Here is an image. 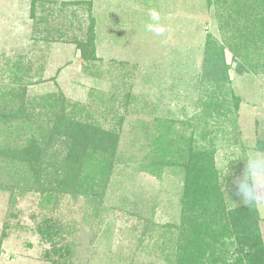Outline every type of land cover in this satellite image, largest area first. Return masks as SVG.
Segmentation results:
<instances>
[{"label":"rangeland","instance_id":"1","mask_svg":"<svg viewBox=\"0 0 264 264\" xmlns=\"http://www.w3.org/2000/svg\"><path fill=\"white\" fill-rule=\"evenodd\" d=\"M245 4L264 16V0ZM224 6L222 0H0V90L12 88L20 106L30 100L41 108L18 119L20 138L5 132L0 139V169L13 158L17 164L0 172V264H171L177 234L163 228L181 219L185 183L176 169L150 175L141 170L151 151L148 135L174 121L177 132L202 140L214 168L222 171L221 193L233 192L224 161L263 151L257 143H264V67L229 72L230 82L214 91L222 116L205 113L214 90L208 74L207 84L198 83L205 46L223 45L229 63L227 45L240 46L245 31L240 16L228 15ZM151 8L161 13L164 36L145 29ZM92 45L96 60L86 64L81 50ZM48 96L88 106L101 132H118L111 169L97 171V195L80 182L51 191L43 183L47 174L34 178L17 169L33 156L30 137L52 119L40 106ZM0 99L1 117L14 121L16 101L8 106ZM233 129L237 144L233 133L225 139ZM243 166L234 162L233 176ZM260 189L254 204L261 249H250L243 239L242 254L237 244L233 249L239 261L250 254L264 264V184Z\"/></svg>","mask_w":264,"mask_h":264},{"label":"trees","instance_id":"2","mask_svg":"<svg viewBox=\"0 0 264 264\" xmlns=\"http://www.w3.org/2000/svg\"><path fill=\"white\" fill-rule=\"evenodd\" d=\"M238 1L222 0L224 7L230 10L227 14L237 13L245 27V31L241 30L240 46L236 43L227 45L232 54L229 63L225 61L223 45L208 41L205 46V56L201 63L204 74L198 83L201 85L209 82L208 84L211 83L214 88L209 93L212 95L211 98L204 103L205 113L210 119L212 113L217 114L218 118L222 116L220 108L214 102V91L217 88L221 90L225 84L230 82L229 72L240 74L245 70L253 72L264 67V16H258L257 12L251 13V6L245 4L246 0H240V3ZM90 35L93 39L94 35ZM80 55L86 64L96 60L93 45L90 50L87 49V52L81 50ZM206 74L209 76L208 82L203 81ZM13 91L12 88L8 91L0 90V96L8 101V106L14 101L18 106L16 111L18 116L14 121L10 120L9 115L1 117L3 111L0 112V139L5 132L9 136L20 138L23 127L18 126L21 125V123L17 124L18 119H25L31 112H35L37 107L40 108L39 104L32 103L30 100L26 101V105L20 106L22 100L19 98V93L15 94ZM127 95L129 94L126 93ZM40 100H42L40 105L43 107L42 111H45L46 115L52 119L48 121L46 129H38L40 133L30 137V154L33 156L27 158L28 161L23 168L17 167V169H26L28 175L33 173L34 178L47 174L43 183L50 186L51 191H54L56 185L61 190L80 182L91 188L97 195L94 189L100 187H98L96 176H101L97 171L111 169L108 167L109 154L113 153L114 158L113 150L117 148L120 140L118 132L113 127V132H101L96 119L92 117L94 110L86 105L76 102L64 103L55 96ZM2 102L0 99V108H3ZM151 107L153 106L146 105L148 109ZM168 122H172L170 126ZM168 122L157 125L158 127L156 126L154 131L148 135L151 151L142 162L141 170L150 175L163 173L166 169H176L182 174V180L185 183L183 187L184 204L181 205L180 210L181 219L173 227L166 225L163 228L168 233L174 229V233L177 234L174 235V247L170 248V263L262 264L250 254L245 255V260L239 261L234 256L233 249L234 244H237L236 249L238 248V253L242 254L240 241L242 239L247 242L250 249L257 251L261 249V232L255 204L245 206L237 200L233 192L221 193L220 188L222 187L217 183L219 179L217 175L222 171L214 168L211 157L206 154L207 144L203 145L202 140L198 143L192 134L185 135L177 132L174 121ZM208 125L209 123L203 129L205 133H207L206 126ZM231 133L234 134V144H237V129L228 133L225 139L230 140ZM204 136L207 137V135ZM257 148L264 151V143L258 142ZM96 152L97 155L94 157ZM15 154L16 152H12L11 156ZM40 158L43 159L40 160ZM149 159L152 161L151 164L148 163ZM7 162L10 164L5 163L0 172L15 169L17 164L14 158ZM227 180L231 181V178ZM98 181L101 184L104 182L100 178Z\"/></svg>","mask_w":264,"mask_h":264},{"label":"clouds","instance_id":"3","mask_svg":"<svg viewBox=\"0 0 264 264\" xmlns=\"http://www.w3.org/2000/svg\"><path fill=\"white\" fill-rule=\"evenodd\" d=\"M149 22L145 29L157 36H164L167 28L161 23V13L156 8L148 10ZM243 161L244 166L239 175L233 176L231 165ZM223 175L231 178L233 195L245 206H251L261 195L260 185L264 184V151H254L241 156H233L224 161Z\"/></svg>","mask_w":264,"mask_h":264}]
</instances>
